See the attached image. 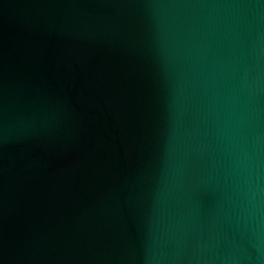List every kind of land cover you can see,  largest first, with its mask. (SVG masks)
<instances>
[{"label":"water","instance_id":"water-1","mask_svg":"<svg viewBox=\"0 0 264 264\" xmlns=\"http://www.w3.org/2000/svg\"><path fill=\"white\" fill-rule=\"evenodd\" d=\"M0 264H264V0H0Z\"/></svg>","mask_w":264,"mask_h":264}]
</instances>
